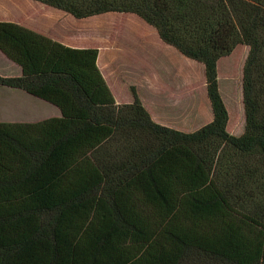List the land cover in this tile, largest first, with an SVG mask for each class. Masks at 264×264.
<instances>
[{
	"label": "trees",
	"instance_id": "1",
	"mask_svg": "<svg viewBox=\"0 0 264 264\" xmlns=\"http://www.w3.org/2000/svg\"><path fill=\"white\" fill-rule=\"evenodd\" d=\"M74 19L135 14L204 67L212 120L185 134L116 104L96 49H71L0 23V52L21 69L0 86L60 112L0 122V264H264V0H30ZM249 47L246 130L226 131L217 61Z\"/></svg>",
	"mask_w": 264,
	"mask_h": 264
},
{
	"label": "crops",
	"instance_id": "2",
	"mask_svg": "<svg viewBox=\"0 0 264 264\" xmlns=\"http://www.w3.org/2000/svg\"><path fill=\"white\" fill-rule=\"evenodd\" d=\"M47 12L49 14H45ZM45 15L60 18L61 24H66H62L63 28L71 26L72 29L76 30L75 33L69 34L68 39H57L50 36L39 25L41 22L45 25L52 23V21L48 23L49 20H45ZM81 20L84 19H74L62 11L30 0H0V23L18 25L71 49H96L98 51L96 66L116 104L131 103L133 97L129 87H133L140 104L151 121L159 126L190 134L211 122L212 112L206 94L205 74L202 64L183 57L174 48L164 44L156 34L157 41L153 42L156 55H153L152 59L149 58V62L144 61L145 68L143 69L139 90L136 86L127 82V68L116 62L117 57H119L117 53L110 52L107 54V62H110L111 59L114 65L118 67L116 72H112L110 69L111 63H107V66H105V55L103 56L102 52L95 47L84 46L76 39L77 33H79L76 24ZM66 33L70 32L66 31ZM74 35L75 40L71 37ZM67 36L68 34L64 37ZM180 61H183V64L180 65ZM0 77H21L20 67L1 52ZM6 89L14 95L16 100H23L25 97L23 94L25 92L19 89ZM52 116L60 117L59 110L58 114L52 113ZM38 121L41 120L28 122Z\"/></svg>",
	"mask_w": 264,
	"mask_h": 264
},
{
	"label": "rangeland",
	"instance_id": "3",
	"mask_svg": "<svg viewBox=\"0 0 264 264\" xmlns=\"http://www.w3.org/2000/svg\"><path fill=\"white\" fill-rule=\"evenodd\" d=\"M41 8L44 9L45 7ZM45 20H49L48 23L52 21V23L45 25L41 22L39 25L44 28L47 34L57 39H68L76 31L71 26L63 28L62 24L64 23L61 24L60 18L45 15ZM76 25H78L77 32H79L76 39L82 45L95 47L102 52V55H105V66L107 63H111L112 72H116L118 67L114 65L111 59L110 62H107V54L110 52L117 53L119 57H117L116 62L127 68V82L140 90L143 69L145 68L144 61L149 62V58L152 59V56L156 55L153 44L154 41H157L155 29L148 27L135 14L125 13H105L85 18ZM66 31L70 33H66ZM67 34L68 36L64 37ZM71 37L75 40V35ZM248 53L249 47L247 45H236L230 54L221 57L216 63L218 92L228 114L226 131L235 137L242 136L246 130L242 80ZM179 64H183V61H180ZM129 88L131 91L132 87ZM23 94L25 95L23 100H16L10 91L0 86V122L32 123L28 121L50 118L53 117L52 113L58 114V110L54 106L26 93ZM240 161H245L249 168L255 166L259 170H264V159L258 154L246 156L244 160L241 157L233 158L232 156V159L223 164V168L229 169L233 167L232 165L238 166Z\"/></svg>",
	"mask_w": 264,
	"mask_h": 264
}]
</instances>
